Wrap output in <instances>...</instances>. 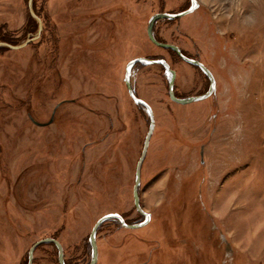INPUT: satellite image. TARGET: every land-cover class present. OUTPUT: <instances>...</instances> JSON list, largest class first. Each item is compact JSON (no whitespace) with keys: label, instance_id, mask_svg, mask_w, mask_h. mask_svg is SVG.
<instances>
[{"label":"rangeland","instance_id":"obj_1","mask_svg":"<svg viewBox=\"0 0 264 264\" xmlns=\"http://www.w3.org/2000/svg\"><path fill=\"white\" fill-rule=\"evenodd\" d=\"M27 1L0 0V40L35 33ZM198 2L153 31L210 69L215 87L178 103L165 67L134 65L131 87L154 117L138 187L150 219L104 221L95 264H264V0ZM33 3L39 37L0 47V264H26L44 237L61 243L68 264H87L100 216L144 219L133 185L149 116L127 91L126 63L165 59L178 97L209 81L146 31L152 14L189 0ZM57 253L40 244L31 264H59Z\"/></svg>","mask_w":264,"mask_h":264},{"label":"water","instance_id":"obj_2","mask_svg":"<svg viewBox=\"0 0 264 264\" xmlns=\"http://www.w3.org/2000/svg\"><path fill=\"white\" fill-rule=\"evenodd\" d=\"M190 4L186 9H183L181 11H177V12H156L154 14L151 15V17L148 20L147 23V35L148 38L155 43L157 46L160 47H164V48H169L172 49L182 60H184L187 63H190L192 65L197 66L208 78L209 80V87L208 89L202 93V94H197V95H190V96H185V97H178L176 96L175 92H174V78H175V71L169 66L168 62L163 59V58H149V57H144V56H138L135 57L133 59H130L126 65H125V72H124V82L127 88V91L130 95V97L133 99L134 102H136L137 104L142 105L143 107L146 108L148 116H149V125L147 128V132L146 135L144 137V141H143V145H142V150L140 153V156L137 160L136 163V167H135V179H134V185H133V201H134V206L136 208V210L144 216V219L140 222H136V223H128L126 222V220L123 218V216L120 213L117 212H112V213H106L102 216H100L95 223L93 224L90 233L88 235V241L90 244V248H91V257L90 260L87 264H95L97 261V256H98V250H97V244H96V231L98 229V227L106 220L108 219H118L120 221V223L125 226V227H129V228H135V227H139L142 226L144 224H146L149 219H150V213L145 212L142 207L140 206L139 203V194H138V187L140 184V176H141V166H142V162L145 158L146 152H147V148H148V143L154 128V117H153V112L151 107L148 105L147 102H145L142 98L138 97L132 87H131V83H130V74L131 71L134 67V65L137 62H142L145 64H160L163 67H165L166 71H167V75H168V95L169 97L178 102V103H188L191 101H195V100H199V99H203L206 98L207 96H209L211 94V92L213 91L214 87H215V79L214 76L212 74V72L210 71V69H208L201 61L189 57L187 55H185L181 49L172 43H167V42H163L158 40L155 35H154V24L157 20L165 18V19H175V18H179L187 13H190L192 11H194L198 5L199 2L198 0H189ZM27 6H28V10L29 13L32 17H34V19H36L37 21V29L35 31V33H33L32 35L27 36L22 42L18 43V44H11L8 43L6 41H0V47H8V48H12V49H19L24 47L25 45H27L28 43L34 41L35 39H37L40 35V32L42 30V21L41 19L38 17V15L35 13L34 7H33V0H28L27 1ZM38 124H45V123H40V122H36ZM43 243H53L55 245V247L57 248V259L59 264H66L64 257H63V248L61 243L53 237H44L41 239L36 240L28 249V259H27V263L26 264H31L32 263V259H33V252L35 250V248Z\"/></svg>","mask_w":264,"mask_h":264},{"label":"trees","instance_id":"obj_3","mask_svg":"<svg viewBox=\"0 0 264 264\" xmlns=\"http://www.w3.org/2000/svg\"><path fill=\"white\" fill-rule=\"evenodd\" d=\"M33 7H34V3H33ZM34 10H35V7H34ZM36 11V10H35ZM37 13V12H36ZM0 41H8L9 42V39L8 38H5V36H3V38L0 40ZM167 49H169V48H167ZM171 51H173L172 49H170ZM182 51V50H181ZM139 189V188H138ZM124 218V217H123ZM126 222H128V221H126ZM129 223V222H128ZM90 245V244H89ZM66 262V261H65ZM66 264H68L67 262H66Z\"/></svg>","mask_w":264,"mask_h":264},{"label":"flooded vegetation","instance_id":"obj_4","mask_svg":"<svg viewBox=\"0 0 264 264\" xmlns=\"http://www.w3.org/2000/svg\"><path fill=\"white\" fill-rule=\"evenodd\" d=\"M209 81V80H208Z\"/></svg>","mask_w":264,"mask_h":264}]
</instances>
